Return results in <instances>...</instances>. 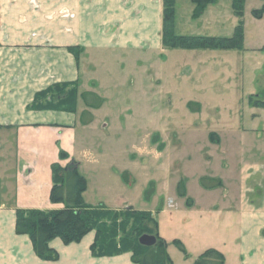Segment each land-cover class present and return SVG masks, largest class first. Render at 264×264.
<instances>
[{"label":"crops","instance_id":"0c3cea01","mask_svg":"<svg viewBox=\"0 0 264 264\" xmlns=\"http://www.w3.org/2000/svg\"><path fill=\"white\" fill-rule=\"evenodd\" d=\"M161 25L162 0H0V264H135L128 252L110 257L92 255L94 231L67 245L60 238L52 239L49 246L58 253V259L42 260L34 253L29 237L16 234L15 211L62 208L63 204L49 200L51 165L65 167L74 160L79 172L78 154L96 157L94 150L77 145L78 129L91 127L99 108L84 107L94 116L84 125L77 111L30 108L39 99L36 95L55 84L77 82L78 88L82 87L89 66L94 64L93 56L97 58L103 52L126 51L144 43L150 46L151 42L162 47ZM70 47L82 49L77 60ZM86 91L101 97L97 88ZM78 101L83 105L80 98ZM248 133L254 136L234 155L233 178H214L221 183L211 189L199 180L203 197L199 208L184 211V198L179 196L168 198L160 208L158 216H167L163 231L158 228V233L168 242L166 250L172 264H192L208 248L220 251L224 264H264V127ZM60 151L68 158L60 159ZM116 172L122 176L124 171ZM97 180L100 189L101 174ZM131 182L120 184L125 192L133 186ZM185 190L192 202L197 200L189 196L187 187ZM90 193V181L86 179L82 193L86 204H104L110 209L132 207L128 197L107 206L100 190L93 196ZM202 217L213 238L208 244L200 241ZM181 231L197 242L182 241L188 250L187 259L182 254L173 255L171 241L179 240Z\"/></svg>","mask_w":264,"mask_h":264},{"label":"rangeland","instance_id":"374dc122","mask_svg":"<svg viewBox=\"0 0 264 264\" xmlns=\"http://www.w3.org/2000/svg\"><path fill=\"white\" fill-rule=\"evenodd\" d=\"M263 5L261 0H244L238 18L232 0H216L193 19L191 1H175V34L229 38L241 21V50L157 48L151 42L150 46L144 43L135 49L93 56L94 64L78 93L97 88L103 103L93 125L78 129L77 146L94 150L96 157L76 156L80 174L90 181L92 196L100 190L107 206L128 197L134 209L154 213L168 198L177 197L182 181L189 196L197 199L191 206L181 200L187 211L203 204L199 180L234 177V155L252 140L250 129L264 127V110L247 103L251 94L264 100V51L250 49L264 45V15H252ZM78 102L76 111L81 114L85 108ZM116 171H124L127 182L134 181L127 192ZM159 213L156 220L162 224L158 225L162 232L167 214ZM176 215L195 219L186 213ZM200 223V241L208 244L213 238L203 217ZM179 235L181 242L186 239L185 244H197L185 231ZM172 246L173 255L181 256ZM173 259L177 261L176 256Z\"/></svg>","mask_w":264,"mask_h":264},{"label":"trees","instance_id":"16d2710c","mask_svg":"<svg viewBox=\"0 0 264 264\" xmlns=\"http://www.w3.org/2000/svg\"><path fill=\"white\" fill-rule=\"evenodd\" d=\"M193 4L192 18L201 16L206 7L216 0H190ZM244 0H232L233 13L242 17ZM252 15L261 18L264 15V5L254 9ZM175 0H162V25L161 45L163 48L185 50H233L243 48V28L241 21L235 27L232 37L216 36H187L178 35L174 32ZM74 53L76 60L81 53V48H68ZM264 51V46L260 49ZM38 103L30 108L53 109L74 113L77 108V100L81 99L86 109H98L103 100L94 92L83 91L78 93V84H55L36 95ZM41 100V102H39ZM247 103L251 107H264V100L256 95H249ZM83 110L80 114L81 124L92 121V115ZM87 116V118H86ZM60 159L68 158L62 151ZM122 179L127 182L122 174ZM52 186L49 200L51 203L63 204L60 209H16L15 232L19 235H27L32 243L36 256L42 260L55 261L58 253L50 248L49 242L54 238H60L64 244L78 242L87 233L94 231L95 237L90 245V251L94 256H116L122 253H130L131 261L135 264H172L167 253L168 242L158 233L156 215L160 211L150 212L136 210L127 207L122 210H113L104 204L89 205L83 201L82 193L86 189V180L78 172L77 162L71 160L65 167L59 163L51 165ZM200 183L203 187L211 189L220 185L219 179L202 178ZM180 191L177 196L184 198L188 206L192 200L186 196L184 182L178 183ZM145 197L148 194L144 192ZM151 192L149 193V195ZM143 234L153 235L155 244L143 246L138 239ZM184 258L189 254L178 239L172 240ZM224 255L214 248H208L200 253L192 264H224Z\"/></svg>","mask_w":264,"mask_h":264},{"label":"water","instance_id":"95a60500","mask_svg":"<svg viewBox=\"0 0 264 264\" xmlns=\"http://www.w3.org/2000/svg\"><path fill=\"white\" fill-rule=\"evenodd\" d=\"M138 242L143 246H153L155 244V237L153 235L143 234L139 237Z\"/></svg>","mask_w":264,"mask_h":264}]
</instances>
